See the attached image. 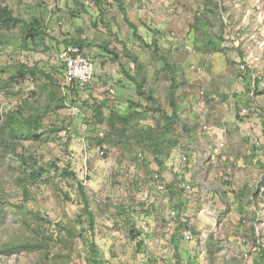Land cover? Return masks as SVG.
Segmentation results:
<instances>
[{"label":"rangeland","instance_id":"1","mask_svg":"<svg viewBox=\"0 0 264 264\" xmlns=\"http://www.w3.org/2000/svg\"><path fill=\"white\" fill-rule=\"evenodd\" d=\"M0 1L19 18L0 26V250L37 245L4 251L0 264H264V0H123L136 32L113 0ZM72 39L95 68L78 96L64 92L58 58ZM166 59L178 69L173 96ZM23 66L35 74L22 77ZM90 94L105 115L131 112V101L161 110L135 107L136 128L121 130L93 116ZM172 102L178 143L158 162L136 130L160 133ZM11 113L40 114V139L14 138ZM182 154L178 170L167 165ZM40 167L49 171L31 175ZM164 169L172 181L158 190L150 179ZM172 209L189 217L193 242Z\"/></svg>","mask_w":264,"mask_h":264},{"label":"trees","instance_id":"2","mask_svg":"<svg viewBox=\"0 0 264 264\" xmlns=\"http://www.w3.org/2000/svg\"><path fill=\"white\" fill-rule=\"evenodd\" d=\"M118 2L120 8L122 9L123 13L125 14L126 17V21L129 23V25L134 29V32H136V25L131 22L129 20V17L127 16L126 13V9L124 8L123 5V0H113ZM10 22H19V18L13 16V12L10 8H8L6 5H4L1 1H0V26L3 24H7ZM36 28H29L27 31V35L30 36H35V33L33 32V30ZM157 31V30H155ZM158 32V31H157ZM158 40L155 41V44L153 45L154 51L158 54L160 53L161 49L159 48V44H158ZM65 43L67 45L70 44H75V45H79V46H85L86 44L83 42V40H79V39H72V40H66ZM105 48V50L109 51L110 53H115L114 50L109 49V47L107 45L105 46H100ZM127 53H129L127 51ZM116 55V53H115ZM117 56V55H116ZM118 57V56H117ZM136 57V56H134ZM133 61H136L133 59ZM165 67H167V69H170V73H171V81H172V86H171V96L175 95L174 90L176 91V87L177 86V68L173 65H170V62L168 61V59L165 60ZM20 75L22 77H24L25 75H34L35 74V67L33 66H23L22 70L19 72ZM48 77L51 78V75L48 74ZM133 78V76H131ZM133 80L136 82L137 85V89L142 93L145 94L146 92L142 91V86H143V80L141 81H137L135 78H133ZM253 83H249V86L247 88H245L246 90H248L249 92L251 91V89H257V84H258V80L255 79L253 80ZM177 82V83H176ZM88 83H79V82H75V83H70V84H66L64 85L62 88L64 90V92L66 94L72 92L73 94H75V96H78L80 94L81 90H88ZM91 96V94H90ZM113 97V96H112ZM112 97H110L111 99H113ZM151 97V96H150ZM149 98V97H148ZM77 100H75L76 102ZM59 102L60 104L63 103V99L59 98ZM83 104L87 105L90 109H92L93 112V116L95 118H97L100 122H105V121H110L112 124V127H115V123L114 120L115 118L118 119L122 124H123V128H121V130L126 129L127 127H131V128H136V121H135V116L138 115V112H135L133 109L135 107H143V105L141 104H136L134 101H131L130 103V109H132L131 112H127V113H120V112H116L114 109H111L108 115H105L104 113V107L101 105L100 102H98L97 100H95L94 98L88 97L86 100H84L82 102ZM111 105V104H110ZM171 106L173 107V112L170 114L167 111H164V116L165 119L167 120V123L164 124L163 129L160 133L157 134H153V128H149V129H145V128H138L137 131V136L140 138V140L142 141L143 144H145L148 148V150L152 151L155 154V158L158 160L159 162V156L164 154L165 152H167L170 148H173L175 145H177V139H175L174 137V133H175V127L176 124L179 121V115L177 113V111L175 110L176 107V103L172 102ZM61 107V106H59ZM80 108V107H79ZM144 109L147 110H152V111H160L161 108L160 106L156 107H151V108H146L143 107ZM81 111V109H80ZM15 113H11L9 114L8 118L5 120V125L10 127V131L12 133V135L14 136V138H23V139H40L41 134L39 132V129L42 126V118L40 114H30L27 118H25L24 120H20L18 119V116H14ZM95 140H97V144L100 146H104V138H100V137H95ZM49 167L47 168H43L40 167L39 169H32L31 171V175L37 176V175H41V171L48 170ZM64 170L68 173L69 170L68 168H64ZM71 175L75 176V178L78 180L75 172L71 171ZM77 186L78 188L83 192L85 191V187L83 185V182L78 180L77 181ZM84 207L86 212L90 215L92 214V212L89 210V198L86 196V194L84 195V199H83ZM180 229V228H179ZM183 233V227L182 229L178 230L177 233L181 232ZM179 235V234H178ZM175 238L176 240V244L175 246H178V242H179V237ZM36 249L37 245L35 243L32 242H22V243H13L10 244L8 246H5L3 249L0 250V254L4 253V251H11L14 249ZM260 255L263 256L264 255V247H261V252ZM178 256V252H176L175 257ZM176 261L179 262L178 258L176 259ZM179 264V263H178Z\"/></svg>","mask_w":264,"mask_h":264},{"label":"built area","instance_id":"3","mask_svg":"<svg viewBox=\"0 0 264 264\" xmlns=\"http://www.w3.org/2000/svg\"><path fill=\"white\" fill-rule=\"evenodd\" d=\"M58 58L63 62L65 68L63 86L75 82L89 83L92 80L95 73V68L84 47L75 44L68 45L60 51ZM110 90L113 91V89ZM74 110L78 113L80 108L76 106L74 107ZM224 145V140L216 143L213 148L214 152L220 153L224 148ZM138 157L140 160H142L144 157L143 153L140 152ZM187 159L188 156L186 154H182L177 157H171L169 158L167 165L178 170L180 164L185 163ZM178 179L185 189H189L191 187V184L186 182L184 179L183 172H179ZM150 184H153L158 190H164L166 187V181L162 179V176L159 172L152 174ZM169 213L174 218L178 217V211L176 209L170 210ZM183 237L185 241L193 242L195 234L190 224L184 227ZM138 239H141L140 235L138 236ZM145 261L146 259L144 258L143 263Z\"/></svg>","mask_w":264,"mask_h":264},{"label":"crops","instance_id":"4","mask_svg":"<svg viewBox=\"0 0 264 264\" xmlns=\"http://www.w3.org/2000/svg\"><path fill=\"white\" fill-rule=\"evenodd\" d=\"M173 156V155H172ZM161 172V173H160ZM159 173L161 174V176L164 178L165 177V181L166 182H168L169 183V181H170V183H171V181H172V178H171V176L169 175V173H168V171L167 170H162V171H160ZM167 179V180H166ZM184 203H181V202H179V205H181V207H184V205H183ZM177 220H179V223L180 224H183L184 225V227H185V225H188V223L187 222H189V217L187 216V214L186 213H178V217L176 218ZM179 224V225H180ZM183 227V228H184ZM186 242V241H185ZM181 253H182V251H181ZM183 255L185 256V257H189V256H191V254L188 252V251H184V253H183ZM178 256H180V253H178ZM181 257V256H180ZM178 258V257H177ZM178 260H179V258H178Z\"/></svg>","mask_w":264,"mask_h":264}]
</instances>
